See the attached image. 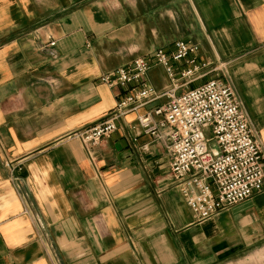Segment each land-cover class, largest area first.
I'll return each mask as SVG.
<instances>
[{
	"label": "crops",
	"instance_id": "obj_1",
	"mask_svg": "<svg viewBox=\"0 0 264 264\" xmlns=\"http://www.w3.org/2000/svg\"><path fill=\"white\" fill-rule=\"evenodd\" d=\"M179 40L232 86L264 174V0H0V264H264V186L198 220L167 143L140 129L167 96L93 160L72 135L117 103L101 75ZM146 79L169 89L160 65Z\"/></svg>",
	"mask_w": 264,
	"mask_h": 264
},
{
	"label": "built area",
	"instance_id": "obj_2",
	"mask_svg": "<svg viewBox=\"0 0 264 264\" xmlns=\"http://www.w3.org/2000/svg\"><path fill=\"white\" fill-rule=\"evenodd\" d=\"M198 53L196 44L179 40L171 51L156 49L101 75L100 83L119 88L117 103L101 122L72 135L93 160V148L116 130L118 119L167 96V103L139 115L137 123L144 133L167 143L175 186L196 219L204 220L262 191L264 174L261 143L232 86L205 79L210 63ZM151 64L165 72L169 89L164 94L147 82ZM180 88L185 90L176 95ZM152 116L161 119L156 122Z\"/></svg>",
	"mask_w": 264,
	"mask_h": 264
},
{
	"label": "rangeland",
	"instance_id": "obj_3",
	"mask_svg": "<svg viewBox=\"0 0 264 264\" xmlns=\"http://www.w3.org/2000/svg\"><path fill=\"white\" fill-rule=\"evenodd\" d=\"M219 73L222 74V71H220ZM209 77H213V78H216V79H220V80H222L221 76H220V77L215 76V72H212V74L210 73ZM222 81H223V80H222ZM225 82H227V81L225 80Z\"/></svg>",
	"mask_w": 264,
	"mask_h": 264
}]
</instances>
